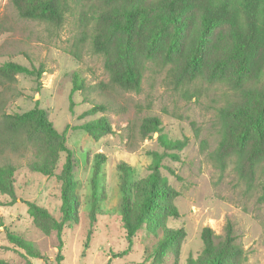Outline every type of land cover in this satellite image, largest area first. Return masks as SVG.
<instances>
[{
  "label": "rangeland",
  "instance_id": "obj_1",
  "mask_svg": "<svg viewBox=\"0 0 264 264\" xmlns=\"http://www.w3.org/2000/svg\"><path fill=\"white\" fill-rule=\"evenodd\" d=\"M112 1L142 12L132 34L145 66L139 92L111 84L104 55L93 50L91 26L81 42L80 9L55 26L23 18L12 0H0V66L42 70L0 75V166L15 167L14 194L0 191V264H210L202 232L211 228L220 249L228 222L234 239L226 264H264V138L250 127L242 140L244 121L236 114L264 107L262 10L254 0H182L173 13V0ZM208 19L212 29L195 72L191 60ZM124 40L123 32L112 33L116 55ZM174 63L186 83L172 76ZM75 74L81 87L72 91ZM36 106L61 135L38 130L25 144L4 129L3 117ZM148 116L186 145L167 152L159 132L143 138ZM156 162L157 206L138 222L142 188ZM124 163L137 182L126 200Z\"/></svg>",
  "mask_w": 264,
  "mask_h": 264
},
{
  "label": "trees",
  "instance_id": "obj_2",
  "mask_svg": "<svg viewBox=\"0 0 264 264\" xmlns=\"http://www.w3.org/2000/svg\"><path fill=\"white\" fill-rule=\"evenodd\" d=\"M182 0H173L170 5V12L173 13L178 2ZM260 7L264 14V0H254ZM18 13L23 18L39 20L47 22L55 26H61L65 21L68 13H73L75 10H81V16L86 17V21L83 24L84 31L80 38L81 42L86 41L88 37L87 28L92 27V47L96 53L103 54L106 59V66L111 73V84L115 87H119L125 91L139 92L142 88V81L144 75V62L140 59L139 54L134 50L132 46V34L138 18L142 15V12L138 8L126 9L122 4L112 0H12ZM170 13V14H171ZM118 17H123L126 21L121 24L116 20ZM176 17L172 15V21ZM200 40L195 48L191 64L195 68V72L200 68L203 62V54L206 41L209 33L212 29V19L206 20ZM123 32L125 40L123 47L118 55H116L111 47V35L114 32ZM77 54V53H76ZM173 62V60H171ZM37 73L40 75L42 70H31L30 68L15 62H7L0 66V75L13 79L16 74L19 73ZM172 76L179 83H186L189 78L186 72H183L173 64L171 68ZM74 87L72 91L78 90L79 75L74 76ZM99 111L104 109V106H99ZM241 118L244 124L240 125V137L244 140L250 127L256 130L260 134V138H264V107L260 108L256 113L242 108L236 113ZM4 129L11 135H21L23 141L27 144L31 141L33 135L38 130H43L52 136L59 137L61 134L56 129L54 124L48 119L47 112L44 108L39 106L34 107L23 113L4 114ZM97 124L102 128L110 129L109 124L105 119H100ZM91 124H84L81 128H89ZM140 130L143 138H147L153 135L155 132H159L158 140L161 145L170 151L171 149H178L186 145V142L181 139L169 138L163 133L162 121L157 116L145 117L140 126ZM225 145V144H223ZM158 155H161L157 152ZM162 156V155H161ZM102 161L97 160V170H101L100 166ZM70 162L68 168L70 170ZM120 169L124 172L123 176V192L125 194L124 200L128 198L130 193L134 192V188L137 182L130 180L132 168L127 164H121ZM151 173L148 178L145 179V186L142 188L143 198L140 203L138 222H141L147 213L152 208L157 206V184L160 178V165L156 162L151 167ZM97 173V172H96ZM15 167L13 165L0 166V191H8L14 194L15 191ZM130 174V176H129ZM67 177V176H66ZM65 206H70L71 203L67 197L66 189L63 194ZM33 209L40 211L41 213L50 216V213L46 208L40 207L32 202L29 203ZM67 211V210H65ZM3 224L0 222V227ZM10 238L18 243L24 245V239L18 234L9 231ZM227 240L226 244L222 248L218 249L216 246L213 230L209 227L204 228L202 232V239L204 241V252L209 256L210 264H226V255L229 253L228 247L233 243V225L231 222L227 224Z\"/></svg>",
  "mask_w": 264,
  "mask_h": 264
}]
</instances>
